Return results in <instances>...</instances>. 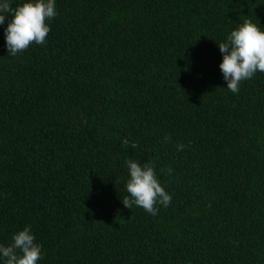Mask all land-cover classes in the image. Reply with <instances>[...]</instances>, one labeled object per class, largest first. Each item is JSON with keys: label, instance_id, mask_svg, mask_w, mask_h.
<instances>
[{"label": "trees", "instance_id": "16d2710c", "mask_svg": "<svg viewBox=\"0 0 264 264\" xmlns=\"http://www.w3.org/2000/svg\"><path fill=\"white\" fill-rule=\"evenodd\" d=\"M262 3L56 0L15 57L0 27V243L28 224L38 264H264V73L231 93L216 43ZM127 159L170 193L156 215L122 204Z\"/></svg>", "mask_w": 264, "mask_h": 264}, {"label": "clouds", "instance_id": "9594fccd", "mask_svg": "<svg viewBox=\"0 0 264 264\" xmlns=\"http://www.w3.org/2000/svg\"><path fill=\"white\" fill-rule=\"evenodd\" d=\"M56 15V0H0V27L6 53L15 57L31 43L44 44L50 31L48 21ZM216 43L221 54L218 68L231 93H238L240 83L255 73H264V26L257 20L243 19ZM183 147L178 144L177 150ZM124 163L128 194L122 200L125 208L136 205L156 215L157 205H169L171 195L150 163L137 159H127ZM42 258V245L28 224L12 232L8 243H0V264H38Z\"/></svg>", "mask_w": 264, "mask_h": 264}]
</instances>
